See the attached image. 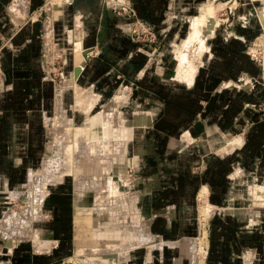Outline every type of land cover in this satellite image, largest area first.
Returning <instances> with one entry per match:
<instances>
[{"label": "crops", "instance_id": "crops-1", "mask_svg": "<svg viewBox=\"0 0 264 264\" xmlns=\"http://www.w3.org/2000/svg\"><path fill=\"white\" fill-rule=\"evenodd\" d=\"M84 1L91 4L95 2L0 0V173L9 182L7 185L13 186L17 181H21L26 176L25 172L39 161L40 155L37 153L41 144L38 133L42 129L44 116L52 112L53 85L44 75L41 63L44 47L41 35L47 27V19H51V14H45L44 7L49 3L52 18H56L63 9L68 8V3H71L77 12L76 5ZM133 1L145 3L139 11L142 18L160 25L164 18V9L157 7V4H163L165 0ZM114 19L115 17L106 11L97 20L98 25L93 23L90 28L88 26V33L92 35L91 41L88 38L85 41L82 37L73 39V34H70L77 54H81H76L77 59L75 56L76 60L72 66L75 82L98 85L104 82L108 85L110 78L105 74L108 75L111 71L110 66L115 62L116 52L119 51L125 54V57L129 56L123 60L121 69L126 78L133 79L147 62L145 54L135 53L136 45L129 38L117 33L113 25ZM49 28L47 34L52 30V27ZM234 33L235 36L212 41L215 46L214 53H218V56L212 59L210 65L206 64L209 59V43H206L204 63L198 66V70L202 67L203 71L198 80L195 72L191 83L182 81L176 75L177 69H174L172 79L184 82L186 86L165 82L158 76L151 77L147 74L141 81V84L146 86L135 91V94L141 93L140 99L138 98L140 105L137 107L141 110H135L131 119L125 118L124 129L115 128V131L120 133L119 144L122 149L111 163L122 158V152L131 134L135 128H141L145 131V137L141 139L140 148L138 147L130 164L136 165L137 157H140L145 168L155 169L151 173L146 171L145 180L150 181L153 188L151 197L148 200L147 196L145 204L142 205V215L152 221L151 227L157 236L153 240L154 244L151 243L152 246L149 244L143 247L141 252H136L140 259L139 264H193L183 260L191 256L192 248L203 238L205 248L202 251L201 264H246L245 255L248 254L252 255L251 264H264V207L254 208L253 228L247 229L252 221L250 207H240L231 201L232 195H237L233 193L231 179L234 170L238 172L242 169L248 175H255L254 178L258 181H264V76L247 51L249 42L253 36L260 33V29L237 26ZM94 52L97 54L91 58ZM77 66H81V72L76 78ZM209 69L218 73L208 74ZM248 78L255 80L254 87L231 86L234 81ZM115 81L117 84L120 80ZM217 85V90L213 92ZM153 97L161 101L157 112H154L153 103L148 101ZM99 114L94 115L93 119ZM76 128L82 129L83 126ZM84 128H89L92 137H99V125L92 123ZM182 132L187 135L186 142L178 138ZM230 134L236 137H228ZM226 135L227 137H224ZM211 147L217 151H211ZM218 148H222L220 153ZM224 148L230 150L224 152ZM73 161L81 162L78 159ZM84 162L86 161L84 160L82 165ZM28 163L32 165L28 166ZM57 171H43V185L36 186L37 188L30 189L29 192L34 194L41 191L45 196L47 184L55 177L59 178ZM82 172L78 167L74 173L76 188L86 193L81 183L95 175L82 178ZM124 182L126 191H119L134 195L131 189L137 181ZM260 192L254 189L253 193L260 195ZM71 194V188L60 185L53 188L46 200L45 205L54 215V220L49 224L54 235L44 236L45 246L50 247L56 242L51 239H59L62 234H68L74 217L80 225L86 215L84 209H87L81 206L84 199L77 203L74 212ZM196 195L203 200H206L208 195L211 204L216 205V212L211 215L208 224H202L205 226V234L201 232L200 235H197ZM136 196L135 202L122 205L129 213L126 221H129L128 218L130 219L132 214L136 217L137 231L130 229L131 234L125 235L128 240L125 243L120 230L108 234L115 240L112 244L124 246V251H117L114 257H122L123 254V257L127 258L133 247L151 238L147 229L139 230L138 233V224L142 223V218L138 205L139 196ZM240 197L235 199L239 201ZM210 210L204 208L205 219L211 213ZM137 241L140 243L135 244ZM60 242L64 245L67 240L64 237ZM53 253L57 254L58 248H55ZM14 257L15 264H48L53 258L48 256V262H40L48 257L34 255L30 246L18 247Z\"/></svg>", "mask_w": 264, "mask_h": 264}, {"label": "rangeland", "instance_id": "rangeland-1", "mask_svg": "<svg viewBox=\"0 0 264 264\" xmlns=\"http://www.w3.org/2000/svg\"><path fill=\"white\" fill-rule=\"evenodd\" d=\"M165 1L163 4H157V7H163L164 9V18L160 25L142 18L139 11L145 3L134 2L133 0H95L92 4L84 1V3L76 5L77 12L74 6L68 3V8L63 9V12L56 18H52L49 3L44 7L46 10V13L45 11L44 13L51 14V19H47V27L41 35L44 43L41 63L44 75L48 77L47 80L53 85L52 112L44 116L42 129L38 133V140L41 144L40 151L37 153L40 155L39 161L35 162L33 167L25 172L26 176L13 186L7 185L9 182L0 173V264H15V251L20 246H30L34 255L53 256L51 261L48 260L49 257L40 260V262L49 261L48 264H139L140 259L136 252H141L140 250L143 247L154 242L153 240L157 234L152 230V221L142 215V205L145 204L147 196H149L148 200L151 197V189L153 188L151 187L152 184L149 183L150 181L145 180L146 171L151 173L155 169L154 167L145 168L140 157H137L138 163L136 165L131 166L130 164V160L133 159L137 153L136 151L140 148L141 139L143 136L145 137V131L141 128H135L130 139H128L124 152H122V158L111 163V160L115 159L122 149L119 144L120 133L115 130L117 128L124 129L125 118L131 119L135 110H141V108L137 109L140 105L139 96L141 93L135 94V91L146 86H143L141 81L145 79L147 74H150L151 77L158 76L160 80L165 82H175L186 86L184 82L172 79L177 63L176 58L178 60L183 59V65L193 64L197 70L198 80L203 71L202 67L198 70V66L204 63L206 43H209L207 52L209 59H207L206 64L210 65L212 59L218 56V53H214L215 46L212 45V41L235 36L236 27H243L242 24L260 29V33L253 36L249 42L247 51L249 48L255 47L258 57L264 55V0ZM106 11L110 12L113 18L115 17L113 25L117 33L129 38L136 45L135 53L138 55L145 54L148 60L139 72L133 76V79L126 78L121 69L124 63L123 60L129 56L125 57V54L119 51L116 52L115 62L110 66L111 71L108 75L105 74L110 78L108 85H105L104 82L99 85L98 83L82 84L75 82L72 77V66L77 59V52L74 42L70 39V34H73V39L82 37L85 41L87 38L91 41L92 35L88 33V26L90 28L93 23L97 24L99 17ZM211 16L215 19H211ZM244 16L247 19H244ZM211 20L216 21L213 23V27L209 28ZM207 25L208 29L205 27ZM49 27H52V30L47 34ZM209 53H212V55ZM92 54L94 55H91V58L97 52ZM77 55L81 56L79 53ZM75 56L76 59L74 60ZM249 56L251 57L250 54ZM258 66L264 76L263 66ZM210 72L213 71L209 69L208 74ZM115 80L120 81L116 84ZM247 81V83L245 81H234L231 86L235 88H241L242 86L254 87L256 84L254 79L250 81L248 78ZM149 84L155 86L152 82ZM208 85H210V82H208ZM217 88L218 85L213 92ZM208 92L211 91L208 90ZM150 99L148 101L153 103L154 112H157V109L161 107V101L155 97ZM97 114L99 115L95 117L96 119H93V116ZM92 123L99 125V137H92L93 134L88 130L89 128H84L85 126H91ZM82 126V129L76 128ZM182 133L178 138L186 142L187 135L184 132ZM224 137H227V135ZM228 137L234 138L236 136L230 134ZM221 149L218 148L219 153ZM227 150L230 149L224 148L222 151ZM211 151L215 152L217 149L211 147ZM62 159L65 161L61 162ZM73 159H78L81 162L73 161ZM84 160L86 162L82 165ZM18 164L16 163V165ZM29 165L32 164L28 163ZM78 167L83 171L81 173L82 178H88L92 175H95V178H100L103 184L101 186L104 187L101 192L107 194H95L100 190L86 189L87 192H84V195L83 191L77 189L74 173L77 172ZM51 169L58 170L56 175L59 178L56 179L55 177L53 181L47 184L45 196L41 191L40 193H30V189L43 185V171H50ZM33 177L37 178L33 179ZM254 177L255 175H248L242 169L238 172L234 170L231 175L233 193L237 194L232 195L231 201H234L240 207H250L251 210L250 215L252 216L250 219L252 221L249 222L251 224L247 226V229L253 228L254 208L264 207V181H258ZM91 180L86 179V183ZM132 180L137 181L131 189L135 194L120 193V191H126L124 181L129 182ZM91 183L87 185L91 186ZM60 185L71 188L74 212L77 203L83 199L81 206L86 208L87 211L84 209L86 215L83 216L80 225L77 224L74 217L69 233L62 234L59 237L60 240L58 238L51 239L56 240V242H53L49 247L48 245L45 246L43 238L47 235L51 237L54 235L52 227H49L50 222L54 220V215L52 210L48 209L45 204L53 188ZM254 189L261 191V194L255 195L253 193ZM136 195L139 196L138 205L142 217V223L138 224V228L140 227L138 233L142 229L144 231L147 229L151 238L133 247L127 258L123 257L122 254V257L117 259L114 254L117 251L122 253L124 246L122 244H112L111 242L115 240L110 238L111 236L108 234L120 230L125 243L128 241L125 235L131 234L130 229L137 231L135 226L136 217L132 215L129 221H126L129 213L122 205L135 202ZM239 196L241 197L238 201L235 198H239ZM100 197L105 198V205H101ZM95 198H100L98 202L100 205L97 204ZM195 207L196 222H198L197 235L201 232L205 234V226H202V224H208L211 215L216 212V205L211 204L208 195H206V200L200 199V196L196 195ZM204 208L211 209V213L206 219L204 218ZM128 223L132 224L133 227H130ZM143 235H145V232ZM83 236L84 238H82ZM189 236L191 237V235ZM64 237L67 242L62 245L63 243L60 241ZM203 239H200L201 242H197L195 248H192L193 250L191 249V256L183 261L201 264L202 251L205 248ZM138 243L140 242H135V244ZM55 248H58L57 254L53 253ZM59 248H61L60 251ZM108 249L113 251V255L109 254ZM245 256L246 264H251L253 261L252 255Z\"/></svg>", "mask_w": 264, "mask_h": 264}, {"label": "bare ground", "instance_id": "bare-ground-1", "mask_svg": "<svg viewBox=\"0 0 264 264\" xmlns=\"http://www.w3.org/2000/svg\"><path fill=\"white\" fill-rule=\"evenodd\" d=\"M55 1V0H54ZM58 1V0H57ZM62 1V0H61ZM65 3V2H64ZM62 4V3H61ZM52 9V8H51ZM62 11V10H61ZM56 13H57V11H56ZM55 14V13H54ZM211 19H215L214 17H210ZM217 19V18H216ZM205 21V20H204ZM216 20H211L210 21V24H209V28H212L213 27V23L215 22ZM219 23V22H218ZM205 27H207V26H205ZM198 28V27H197ZM206 29V28H205ZM214 30V29H213ZM192 31V30H191ZM208 31V30H207ZM198 32V31H197ZM79 56V55H78ZM176 75H177V77L179 78V79H181L182 81L183 80H186V81H188L189 83H191V81L193 80V77H194V74H195V72H196V67L195 66H193V64H184L183 65V59H177V63H176ZM60 119V118H59ZM99 123V122H98ZM96 127V126H95ZM83 134V133H82ZM76 135V134H75ZM87 138V137H86ZM86 138H84V139H86ZM123 143V142H122ZM122 147V146H121ZM68 163V162H67ZM50 168V167H49ZM73 170V169H72ZM90 179H92L91 181H89L88 183H84V182H82L81 184H82V186H84L85 187V189H87V190H92V189H98V190H100L99 192H97V193H95V194H107V193H104L103 191V193L101 192V190L103 189L104 190V187L103 186H101V185H103L101 182V179L100 178H95V177H91V178H89L88 180H90ZM93 181V182H92ZM92 182V183H91ZM91 183V186L90 185H87V184H90ZM108 183V182H107ZM110 184V183H109ZM131 185V184H130ZM91 187V188H90ZM112 189H113V187H112ZM109 190V189H108ZM111 190V189H110ZM96 191V190H95ZM113 193V192H112ZM121 193V192H120ZM124 193V192H123ZM259 194H261V192L259 193ZM118 195V194H117ZM96 196V195H95ZM101 198V197H100ZM100 198L99 199H97V198H95V201H96V199H97V204H99L98 202L100 201ZM203 199V198H202ZM105 198L104 197H102L101 198V205H105ZM110 204V203H109ZM100 205V204H99ZM137 206V205H136ZM101 208H103V207H101ZM31 209V208H30ZM33 209V208H32ZM31 209V210H32ZM80 209V208H79ZM39 210V209H38ZM81 210V209H80ZM104 210V209H103ZM28 213V212H27ZM39 213V212H38ZM205 213V212H204ZM133 215V214H132ZM140 216H138V218H139ZM133 218V217H132ZM142 218V217H141ZM207 218V217H206ZM11 219V218H10ZM128 220H129V218H128ZM34 221V220H33ZM11 223V222H10ZM107 226V225H106ZM83 227V226H82ZM94 227V226H93ZM104 227V226H103ZM99 228V227H98ZM101 228V227H100ZM93 230V229H92ZM27 231V230H26ZM18 233V232H17ZM36 236V235H35ZM32 237V236H31ZM130 237V236H129ZM134 238H136V237H134ZM133 238V239H134ZM132 239V238H131ZM36 240V239H35ZM109 250V249H108ZM86 253V252H85ZM104 254V253H103ZM108 254V253H107ZM109 254H112L113 255V251L112 250H109ZM98 255H100V254H98ZM118 256V255H117ZM116 256V258L117 259H119V257H117ZM108 257V256H107ZM110 257V256H109ZM91 259V258H90ZM113 260V259H112Z\"/></svg>", "mask_w": 264, "mask_h": 264}, {"label": "built area", "instance_id": "built-area-1", "mask_svg": "<svg viewBox=\"0 0 264 264\" xmlns=\"http://www.w3.org/2000/svg\"><path fill=\"white\" fill-rule=\"evenodd\" d=\"M244 19H247V17L246 16H244ZM242 26L243 27H247V25L246 24H242ZM254 45H255V43H254ZM248 52H249V54L251 55V57H252V59L256 62V63H258V65H261V66H263L262 68H264V55L263 56H257V50H256V48L254 47V48H249V50H248ZM46 78H48L47 76H46ZM249 80L250 81H252V79L251 78H249ZM242 81H245V83H247L248 81L247 80H242ZM255 83V82H254ZM253 83V84H254ZM229 84V83H228ZM255 86V85H254Z\"/></svg>", "mask_w": 264, "mask_h": 264}, {"label": "water", "instance_id": "water-1", "mask_svg": "<svg viewBox=\"0 0 264 264\" xmlns=\"http://www.w3.org/2000/svg\"><path fill=\"white\" fill-rule=\"evenodd\" d=\"M85 54H86V53H85ZM80 72H81V66H77V67L75 68V76H76V78L79 76Z\"/></svg>", "mask_w": 264, "mask_h": 264}]
</instances>
